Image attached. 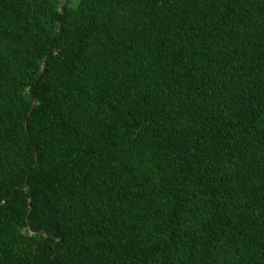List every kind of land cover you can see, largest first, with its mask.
I'll return each instance as SVG.
<instances>
[{
	"label": "trees",
	"instance_id": "16d2710c",
	"mask_svg": "<svg viewBox=\"0 0 264 264\" xmlns=\"http://www.w3.org/2000/svg\"><path fill=\"white\" fill-rule=\"evenodd\" d=\"M0 264H264V0H0Z\"/></svg>",
	"mask_w": 264,
	"mask_h": 264
},
{
	"label": "rangeland",
	"instance_id": "374dc122",
	"mask_svg": "<svg viewBox=\"0 0 264 264\" xmlns=\"http://www.w3.org/2000/svg\"><path fill=\"white\" fill-rule=\"evenodd\" d=\"M59 3L62 2L63 0H57Z\"/></svg>",
	"mask_w": 264,
	"mask_h": 264
}]
</instances>
